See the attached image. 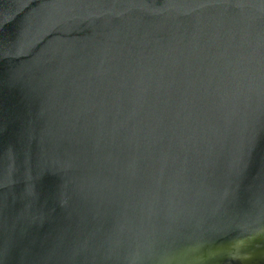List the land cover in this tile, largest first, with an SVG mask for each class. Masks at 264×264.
<instances>
[{"label":"water","instance_id":"obj_1","mask_svg":"<svg viewBox=\"0 0 264 264\" xmlns=\"http://www.w3.org/2000/svg\"><path fill=\"white\" fill-rule=\"evenodd\" d=\"M0 264H264V0H0Z\"/></svg>","mask_w":264,"mask_h":264}]
</instances>
